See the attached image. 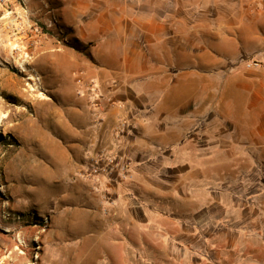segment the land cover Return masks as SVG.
I'll list each match as a JSON object with an SVG mask.
<instances>
[{
  "label": "rangeland",
  "instance_id": "1",
  "mask_svg": "<svg viewBox=\"0 0 264 264\" xmlns=\"http://www.w3.org/2000/svg\"><path fill=\"white\" fill-rule=\"evenodd\" d=\"M62 5L0 0V72L14 79L3 88L0 77V117L10 111L16 127L0 120V264H264V149L235 145L230 126L209 120L188 146L137 162L120 146L78 161L57 129L22 137L23 125H43L39 109L56 120L33 58L45 38L73 47ZM240 64L261 66L255 54ZM129 133L120 119L115 139Z\"/></svg>",
  "mask_w": 264,
  "mask_h": 264
},
{
  "label": "crops",
  "instance_id": "2",
  "mask_svg": "<svg viewBox=\"0 0 264 264\" xmlns=\"http://www.w3.org/2000/svg\"><path fill=\"white\" fill-rule=\"evenodd\" d=\"M59 1L61 22L72 29L69 39L75 43L45 38L33 58L40 88L56 99L57 104L42 101L57 107L56 120L45 122L47 112L39 109L43 125H23L24 139L31 141L36 130L57 129L64 141L71 138L78 161L92 147L120 146L137 162L165 146H188L190 131L208 129L211 120L230 126L235 145L264 149L263 3ZM253 54L261 66L244 69L240 59ZM0 77L7 84L3 88L14 82L5 71ZM33 77L36 81L28 76ZM9 112L0 120L15 132ZM122 118L131 133L120 142L114 128Z\"/></svg>",
  "mask_w": 264,
  "mask_h": 264
},
{
  "label": "built area",
  "instance_id": "3",
  "mask_svg": "<svg viewBox=\"0 0 264 264\" xmlns=\"http://www.w3.org/2000/svg\"><path fill=\"white\" fill-rule=\"evenodd\" d=\"M248 66H250V64Z\"/></svg>",
  "mask_w": 264,
  "mask_h": 264
},
{
  "label": "bare ground",
  "instance_id": "4",
  "mask_svg": "<svg viewBox=\"0 0 264 264\" xmlns=\"http://www.w3.org/2000/svg\"><path fill=\"white\" fill-rule=\"evenodd\" d=\"M30 79V78H29Z\"/></svg>",
  "mask_w": 264,
  "mask_h": 264
}]
</instances>
